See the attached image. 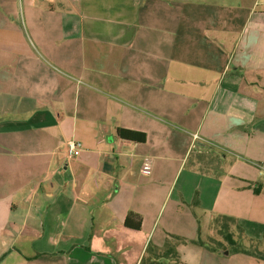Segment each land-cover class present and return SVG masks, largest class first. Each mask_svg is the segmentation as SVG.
I'll list each match as a JSON object with an SVG mask.
<instances>
[{"label": "crops", "instance_id": "0c3cea01", "mask_svg": "<svg viewBox=\"0 0 264 264\" xmlns=\"http://www.w3.org/2000/svg\"><path fill=\"white\" fill-rule=\"evenodd\" d=\"M256 164L264 0H0V264H195Z\"/></svg>", "mask_w": 264, "mask_h": 264}, {"label": "rangeland", "instance_id": "374dc122", "mask_svg": "<svg viewBox=\"0 0 264 264\" xmlns=\"http://www.w3.org/2000/svg\"><path fill=\"white\" fill-rule=\"evenodd\" d=\"M193 158L190 157V161ZM259 200H264V189L259 192ZM264 205V203L259 202V207ZM256 206V204H255ZM171 208V204L168 206V209ZM244 215L246 214L243 213ZM164 215L161 220H159L158 226L156 228V232L154 235V240L156 237H159L163 234V222L165 219ZM252 217L249 216L248 220L240 221L239 223H231L229 220H223L222 217L217 218L215 225L208 232H204L206 236L210 239H205V242L200 243L197 241L198 238V224L196 223L195 227L190 234L195 237L192 243L194 246L201 247V259L194 258L192 260V252L190 250L186 251V256L189 257L195 264H264V260H258L253 257L242 255L233 250V248L226 242L224 235L222 233V226L225 232L231 233L232 237L237 243L245 246L249 250H262L264 251V244L256 243V240H260L264 238V214L255 215L251 214ZM237 224H239L237 226ZM225 228V229H224ZM192 229V228H191ZM190 229L187 228V231ZM255 240V241H254ZM151 249H149L146 253V259L142 262V264H147L150 257ZM188 259V258H187Z\"/></svg>", "mask_w": 264, "mask_h": 264}, {"label": "trees", "instance_id": "16d2710c", "mask_svg": "<svg viewBox=\"0 0 264 264\" xmlns=\"http://www.w3.org/2000/svg\"><path fill=\"white\" fill-rule=\"evenodd\" d=\"M118 135L124 139H130V140H140L142 141L144 139V135L136 133V132H132V131H127V130H118ZM262 189H264V180H262L261 182L257 183L254 188H253V193L254 194H258ZM229 220L231 223H234V220L231 218H225L223 217V220ZM225 229V228H224ZM222 233L224 235V238L226 240V242L233 248L234 251H236L237 253H240L242 255H247L250 257H253L255 259L258 260H264V251L262 250H249L248 248H246L245 246L237 243V241H235L232 237L231 233L225 232V230H223V226H222ZM255 241V240H254ZM256 243L260 244H264V238L260 239V240H256Z\"/></svg>", "mask_w": 264, "mask_h": 264}, {"label": "built area", "instance_id": "2783aa9c", "mask_svg": "<svg viewBox=\"0 0 264 264\" xmlns=\"http://www.w3.org/2000/svg\"><path fill=\"white\" fill-rule=\"evenodd\" d=\"M64 147H65V157L67 159H72L80 151L81 144L73 140H68L64 142ZM256 166L258 169L264 170V165L256 164Z\"/></svg>", "mask_w": 264, "mask_h": 264}]
</instances>
